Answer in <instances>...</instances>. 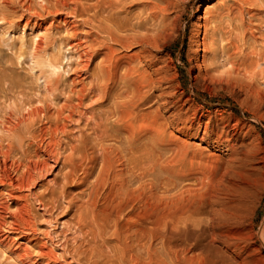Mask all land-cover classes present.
Here are the masks:
<instances>
[{"label": "bare ground", "instance_id": "obj_1", "mask_svg": "<svg viewBox=\"0 0 264 264\" xmlns=\"http://www.w3.org/2000/svg\"><path fill=\"white\" fill-rule=\"evenodd\" d=\"M182 1L43 0L44 4H40L39 8L31 4L24 7L23 13L27 14L26 21L34 19L37 26L41 23H37L36 18L43 17L44 13L53 15L62 12L73 19L68 22L64 17L59 21L65 24L76 22L90 29L85 34H78L74 43L81 61V71L88 80L80 81L78 87L72 90L70 99L57 109L52 108L43 98L40 101L35 94L27 95L23 90L18 89L21 86L13 80L7 83V86L5 82L1 83L0 91L3 97L9 100L7 96H14L15 99L12 100L13 105L10 103L7 106V103L3 102L7 110L6 107L0 106L2 107L0 112H3V115L0 114V128L3 131L0 138V183L8 184L10 188L16 186L26 190L35 184L36 180H41L52 172L60 163L61 189L54 195L55 200L58 201L60 197H65L68 184L76 179V172L80 170L82 177L78 184L82 188L74 196L76 200L72 201V205L75 208L76 223L81 234L78 239L79 244L86 246L81 253L87 255L85 258L89 256L93 264L104 263H100L103 254H100L98 240L103 243L100 242V246L109 248L107 254L112 260H117V264L139 260L140 255L136 254L138 252H145L152 264H220L219 261L207 258L203 251L198 253L192 251L201 250L200 243L190 246L188 238H184L178 246L173 244L170 238L171 230L164 234L167 224L174 221L172 216L161 214L153 205H147L148 214L144 216L141 212L132 210L146 201L145 198L156 199L159 182H157L159 155L157 150L163 140L165 124H181L182 132L190 134L189 130L194 129L195 135L200 126L198 124L193 127V124L199 120L197 121L194 116H186V110L174 107L176 104L168 105L174 94L168 90L164 91L166 86H162L168 79L165 75V65L160 64L162 61L160 53L163 49L161 40L166 37L167 31L169 33L173 28L172 19L176 21L179 18L178 13L173 14L174 16H170V13L176 11L175 7ZM260 3L261 0H232L230 3L218 1L209 11H205L208 5L204 8L202 24L189 35L190 41L195 44V51L202 52L203 60L209 55L214 59L207 63L204 60V72L206 71L204 75L208 77L210 69H213L220 56L230 50L235 54L236 48L255 40L251 23L252 19L255 21L259 19L252 10ZM261 22L264 21H259L257 28L264 27ZM181 29L184 30V25ZM72 30H75L74 25ZM261 37H264V34ZM38 42L40 43V40ZM261 42H264V39ZM260 46L262 48L260 51L256 49L248 51L246 58L251 59L250 62H256L255 67L264 70V43ZM122 50L127 52L120 54ZM96 57H99L96 65L90 70L89 66ZM58 62L48 60L46 65L59 69L57 67H60V62ZM164 96L170 97L163 101V104L168 103L167 105L171 107L168 116L158 114L160 111L156 113L160 107L158 105L157 110L154 111L142 108L150 100L154 103ZM74 115H78L83 120L76 135L68 130ZM194 119L197 122H194ZM207 132L205 128L203 139L206 138ZM227 139V141L231 140L229 137ZM17 152L19 156L15 157ZM245 156H242L245 160L241 156V158L235 157L234 163H237V166L234 165L235 168L246 165L249 160ZM229 170L222 172L219 179L216 178V172L210 171L211 182L217 179L214 181L215 186L222 185L230 189L233 178L240 171L234 176L231 173L233 170L231 172ZM188 176L186 179L191 180ZM184 178L178 179L185 180ZM192 179L196 184L194 178ZM235 179L234 182L238 181L242 190H249L250 183L241 182L243 178ZM172 182L176 183V181ZM223 187L212 186L209 197L212 200L218 199L221 192L225 191L220 190ZM9 195L13 194L9 193ZM196 195L199 196L197 193ZM98 200L100 202L102 200L101 205L97 204ZM8 208V204H1L0 212H7ZM13 210V212L10 210L12 220L25 221L28 217L25 205H17ZM190 218L191 215L182 214L175 217V222L181 223L182 231H185ZM210 220L212 224L216 222V218ZM18 222L15 224H20ZM109 239L115 243L110 245ZM158 240L160 246L156 247Z\"/></svg>", "mask_w": 264, "mask_h": 264}, {"label": "rangeland", "instance_id": "obj_2", "mask_svg": "<svg viewBox=\"0 0 264 264\" xmlns=\"http://www.w3.org/2000/svg\"><path fill=\"white\" fill-rule=\"evenodd\" d=\"M218 1L230 3L232 0H183V3L180 2L179 6L175 7L178 10L170 13V16L178 13L179 18L175 19L176 21L172 19L173 28L169 33L167 31L166 37L161 40L163 49L160 53V60H162L160 64L165 65V75L168 79L162 84L163 87L166 86L164 91L168 90L174 95L171 98L164 96L159 99L160 101H156L157 103L150 100L142 108L154 111L157 110L158 105L160 107L156 113L160 111L158 114L168 116L171 109L169 106L176 104L174 107L186 110V116H194L197 121L199 120L197 122L194 119L197 123L193 124V127L200 125L197 128L198 136L195 135L194 129L189 130L190 134L182 132L181 124H165L163 140L157 150L159 154L157 182H159L156 199L148 198L147 200L145 198L147 202H141L142 204L137 205L135 210L131 207L128 209L134 212L139 211L144 216L148 214L147 207L150 205L157 207L156 209L161 214L172 216L174 219L173 222L167 224L165 232L163 231L166 235L167 231L171 230L172 234H169L173 244L178 246L184 238H188L190 246L200 243L201 250L193 249L192 251L194 253L203 251L207 258L219 261L220 264H264V72H262L264 70L259 68V71L258 67H255L256 62H250L251 59L246 58L248 51L252 49L260 51L262 49L260 45L264 43L261 42L264 39L261 37L264 34V27H256L259 21H264V16H262L264 15V0H261L262 6L259 4L252 10L259 19L257 21L252 19L251 23V29L256 36L255 40L236 48L235 54L230 50L220 56L217 61L215 60L213 69H210V74L208 73L211 77L209 75L207 77L204 75L206 71L204 72L203 62H211L214 59L209 55L204 61L201 57L202 52L195 51V44L190 41L189 35L195 32L198 25L202 24L204 8L208 5L205 11H209ZM29 4L39 8V5L44 3L43 0H0V85L5 82L7 86L13 80L21 86L18 89L23 90L27 95L35 94L40 101L43 98L52 108L57 109L70 99L72 90L82 81L88 80L81 71V61L74 43L78 34H85L90 29L76 22L66 23L69 25L67 27L59 19L65 17L69 22L73 18H69L65 13L63 15L62 12L53 15L44 13V18H36L37 23H41L37 26L34 19L26 21L27 14L23 13L25 5ZM261 23L264 26V22ZM71 25L75 26V30H72ZM182 25H184V30L181 29ZM126 52L122 50L120 54ZM98 58L92 61L93 63L89 66L90 70L94 69ZM48 60L59 61L60 67H57L59 69L47 66ZM2 97L3 93L0 91V99ZM7 97L10 101L4 97V101L3 98L0 100L2 101L0 106L6 107L5 110L15 99L14 96ZM167 98L171 100V104L167 103L169 106L166 103V105L163 104L164 99ZM3 102L7 103V106ZM0 114L3 115V112ZM76 117L78 115H74L68 126V130L74 135L83 124L82 118L77 119ZM204 127L208 131L207 139L202 138ZM2 135L3 131L0 128V138ZM228 137L231 138L230 141H227ZM17 156L19 152L16 153L15 157ZM236 156H239L238 158L245 156L249 160L242 167V171V168L234 167V165L237 166V163H234ZM59 167L60 163L54 167L55 171L53 170L41 180H36L35 184L26 190L23 188L20 190L16 186L10 188L8 184L0 183V203L8 204L9 207L7 212H0V221L2 220L0 222V264L92 263L89 256L85 258L87 255L81 253L86 246L79 244L78 239L81 234L78 231L75 208L72 205V201L76 200L74 196L82 188L78 184L82 172L80 170L76 172V179L68 184L65 197H60L56 201L54 195L61 189ZM224 169H230V172L236 171V173L231 172L234 176L240 171L233 178L232 183L237 177L235 180L243 178L241 182L251 184L249 190L243 189V191L238 181L234 182L233 188L231 183L232 189L222 185L215 186L214 181L221 178L219 176L225 171ZM210 171L216 172L217 179L213 180V183L210 179ZM187 176L191 180H187ZM179 177H185V180H179ZM215 184L218 183L215 182ZM212 186L223 187L224 189L220 188V190L226 192L219 190V194L221 192L219 198L212 200L209 197L211 193L209 190L211 191ZM195 191L201 198L196 195ZM8 192L14 196L9 195ZM14 201L18 202L17 205L26 206L28 214L26 223L24 220L15 221L16 219L12 220L13 218L10 217V210L13 212V208L17 206ZM97 204L101 205L102 200L101 202L98 200ZM182 214L191 215L185 231H182L181 223L175 222V217ZM211 218H216L214 224ZM17 222L20 224H15ZM100 242L103 244L102 241ZM100 242L98 240V248L100 254H103L100 257V263L117 264V260H112L108 255L109 248L100 246ZM111 242H109L110 245L115 243ZM158 243L159 240L156 247L160 246ZM136 254L140 255V261L131 262L152 264L145 252ZM104 255L109 257H104ZM131 262L126 261L125 263L132 264Z\"/></svg>", "mask_w": 264, "mask_h": 264}, {"label": "trees", "instance_id": "obj_3", "mask_svg": "<svg viewBox=\"0 0 264 264\" xmlns=\"http://www.w3.org/2000/svg\"><path fill=\"white\" fill-rule=\"evenodd\" d=\"M234 108H236V107H234ZM236 110V112H237V109H235Z\"/></svg>", "mask_w": 264, "mask_h": 264}]
</instances>
